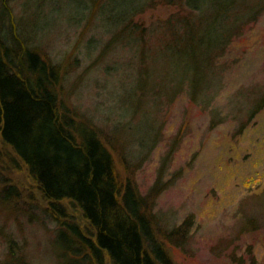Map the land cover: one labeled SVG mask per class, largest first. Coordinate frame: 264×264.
<instances>
[{
    "label": "rangeland",
    "instance_id": "rangeland-1",
    "mask_svg": "<svg viewBox=\"0 0 264 264\" xmlns=\"http://www.w3.org/2000/svg\"><path fill=\"white\" fill-rule=\"evenodd\" d=\"M123 1L8 0L17 33L62 67L61 101L112 150L160 233L186 225L168 242L174 263L264 264V107L251 116L264 94V11L233 38L217 88L197 102L187 90L163 94L171 91L163 61L152 68L156 79H139L135 41H112L130 11ZM177 15H186L179 5L158 4L130 23L148 28ZM8 153L0 142V258L14 239L31 264H59L58 225Z\"/></svg>",
    "mask_w": 264,
    "mask_h": 264
},
{
    "label": "trees",
    "instance_id": "trees-1",
    "mask_svg": "<svg viewBox=\"0 0 264 264\" xmlns=\"http://www.w3.org/2000/svg\"><path fill=\"white\" fill-rule=\"evenodd\" d=\"M0 3V142L47 202L44 212L58 225L59 264H175L168 242L178 240L186 225L160 233L148 200L133 180L120 177L112 150L61 101L62 67L26 43L15 29L12 5ZM166 3L179 5L186 15L148 28L131 25L135 16ZM122 5L130 11L112 41L128 38L123 44L130 46L135 41L131 61L139 79H156L152 68L163 61L171 90L161 88L163 94L173 98L187 90L197 102H206L217 88L218 62L233 38L264 11V0L245 8V0H124ZM138 89L149 91L146 84ZM263 107L264 94L251 116ZM3 193L4 200L11 199L9 189ZM0 264L31 262L26 249L9 239Z\"/></svg>",
    "mask_w": 264,
    "mask_h": 264
}]
</instances>
